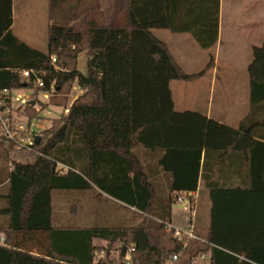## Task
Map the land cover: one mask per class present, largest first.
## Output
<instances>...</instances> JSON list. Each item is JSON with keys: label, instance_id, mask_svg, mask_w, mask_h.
Returning <instances> with one entry per match:
<instances>
[{"label": "trees", "instance_id": "obj_1", "mask_svg": "<svg viewBox=\"0 0 264 264\" xmlns=\"http://www.w3.org/2000/svg\"><path fill=\"white\" fill-rule=\"evenodd\" d=\"M101 1L50 0L48 51L42 52L15 37L12 0H0V88L30 89L20 73L32 71L45 83L40 91L52 93L48 105L69 110L33 147L32 163L13 161L0 136V157L13 164L0 193V264H125L124 249L131 246L133 264H167L175 255V264L202 256L210 264H264V43L253 48L248 69L251 114L234 129L199 112L175 110L171 82L199 80L215 58L189 75L154 33H188L201 48L213 49L221 0H104L105 9ZM82 53L86 75L78 71ZM75 85L82 94L70 106ZM26 110L35 114L31 106ZM139 147L163 151L159 166L171 176L164 206L197 193L201 178L207 183L212 212L206 243L185 247L157 217L161 205L135 155ZM234 153L249 164L247 189L210 181ZM95 186L133 210L138 224L55 227L53 194Z\"/></svg>", "mask_w": 264, "mask_h": 264}, {"label": "rangeland", "instance_id": "obj_2", "mask_svg": "<svg viewBox=\"0 0 264 264\" xmlns=\"http://www.w3.org/2000/svg\"><path fill=\"white\" fill-rule=\"evenodd\" d=\"M104 9L108 1H101ZM16 3V31H26L29 25L30 31L38 37V42L33 47L47 52L49 44L48 28V4L47 0H15ZM243 0H224L223 3V31L220 42L210 50H205L189 35H176L169 31H156V35L165 41L172 53L187 68L188 71L200 72L210 61L211 55L216 60V72L210 71L202 80L196 83L172 81L170 88L177 112L193 111L210 114L213 119H221L222 116H232L233 125H246V120L251 114V105L245 101L250 93V81L248 69L253 60V45L259 44L258 36L247 26L249 24L247 15L242 12ZM240 21L242 23H240ZM247 21V25L245 24ZM241 24V26H240ZM246 25V26H245ZM87 54L79 56V70L87 73ZM75 92V93H74ZM78 94L77 85L74 87L73 96ZM19 95H32L30 90H18L13 93L14 99ZM38 96V95H37ZM39 97V98H38ZM36 105L31 106L33 111L24 107L15 109L16 121L23 124L28 122V115L31 120V131L41 134L50 129L54 121L65 118L64 108L49 106V98L45 93L40 92ZM51 98V97H50ZM71 103V102H70ZM18 106L19 103H14ZM25 109V112H23ZM14 110V111H15ZM31 115V116H30ZM246 115V116H245ZM245 116V117H244ZM264 118L260 115V118ZM37 119V120H35ZM13 161L20 163H32L35 159V151H16L12 149ZM135 155L140 159L144 171L149 177L157 195L156 203L161 205L157 217L171 225L175 229H184L190 223H194L196 233L201 239H205L208 233L210 216V198L207 191H200L194 202L186 194L180 195V200L175 197V203L171 206L164 204L170 199L171 176L166 174L159 166L163 151L155 153L144 147H139ZM14 163V162H13ZM229 166V165H227ZM13 164H9L0 157V193L4 191ZM233 167V166H232ZM248 165H244L241 174H248ZM80 169V165L77 166ZM217 175L223 173V168L217 166ZM212 175V174H211ZM220 177L213 181L220 183ZM212 179V177L210 178ZM221 184V183H220ZM222 186V185H221ZM209 191V190H208ZM183 197V199H182ZM182 199V200H181ZM196 200V201H195ZM177 206V208L175 207ZM53 224L55 227L68 228H130L136 226L133 210L124 207L120 202L100 191L96 186L86 191H57L53 194ZM95 244L105 245L106 243L95 241ZM194 245H201V241L193 242ZM192 248L182 256L184 263L189 262ZM197 264H210L209 260L198 261Z\"/></svg>", "mask_w": 264, "mask_h": 264}, {"label": "built area", "instance_id": "obj_3", "mask_svg": "<svg viewBox=\"0 0 264 264\" xmlns=\"http://www.w3.org/2000/svg\"><path fill=\"white\" fill-rule=\"evenodd\" d=\"M52 63L55 65L57 63V58H52ZM20 77L23 82L32 84L30 90L32 95H19L15 99L13 97V93L18 90H9V89H1L0 88V136L2 137L6 148L12 149L15 147L16 151L21 150H28L29 152H34L33 147L37 144L36 140L37 137L40 136L42 138V133L37 134L31 131V120L28 115H24L27 117L28 122L23 124L21 122L16 121L13 112H16L15 109L24 107L25 109L28 106H35L36 105V98L39 96L41 92L40 89L44 88L45 83L42 78L38 77L35 72L32 71H22L20 73ZM32 77L35 78L32 81ZM24 90V89H23ZM44 93V92H42ZM46 97L49 98L52 96V93L46 92ZM38 95V96H37ZM36 97V98H35ZM39 98V97H38ZM19 103L18 106H15L14 103ZM34 103V105H32ZM25 109L23 112H25ZM15 110V111H14ZM69 110H64V114H68ZM37 120V119H35ZM45 132V131H44ZM43 132V133H44ZM186 205H190L189 202ZM168 232H173L174 236L178 238L180 241L184 242L185 247L190 242L201 241L202 243H206V240L201 239L196 233V227L194 223H190L186 226V228L180 230L175 229L171 225L167 227ZM0 244H5V238L0 237ZM136 252V247L131 246L127 248L124 252V260L125 264H133V256ZM105 258V251H101L99 253V259L103 260ZM210 259L209 256H202L201 258L197 259L194 264H197L198 261H204L205 259ZM180 260L179 255H175L167 264H175Z\"/></svg>", "mask_w": 264, "mask_h": 264}, {"label": "crops", "instance_id": "obj_4", "mask_svg": "<svg viewBox=\"0 0 264 264\" xmlns=\"http://www.w3.org/2000/svg\"><path fill=\"white\" fill-rule=\"evenodd\" d=\"M42 1H44V0H42ZM223 3H224V0H221V5H220L219 42H220V39H221V36H222V31H223V22H222ZM12 4H13V24H12V27H11V31L15 35V37H17L20 41H22V42L28 44L29 46L33 47V45H30L28 42H30L32 44L33 42H38L39 39H38V37L35 36L34 29L32 30V32L30 31L29 25L27 26L26 31H20L19 32V31H16L15 30V28L17 26V21H16V3H15V0H12ZM47 4H48V8H49V10H48V16L47 17H48V22H50L49 21L50 20L49 19L50 0H47ZM242 12H244V15L245 16L247 15V17H248L249 24L248 25L246 24L247 21H245V24L249 27V29L252 31V33H255V35L258 36L257 38H258V40L260 42L257 45H253L252 48L261 46L264 43V0H243ZM240 23H242V22L240 21ZM240 26H241V24H240ZM156 31H168V30H156ZM156 31H154L155 35H156ZM169 32H171V31H169ZM48 33H49V28H48ZM171 33H173V32H171ZM173 34H176V35H185V36L186 35H189V36H191L194 39V37L191 34H188V33H173ZM163 42H165V41H163ZM33 48H36V47H33ZM170 51H171V49H170ZM211 56H214V55H211ZM174 57H175V55H174ZM175 59L180 64V66L183 68V70L187 74H189V75L199 74L202 71H204V69L207 67L206 66L202 71L195 73V72H192V71H188L187 68L184 67V65H182V63H180V61L177 59V57H175ZM87 62H88V60H87ZM78 71L81 74H83V75H86L87 74V73H83V72H81L79 70V59H78ZM211 71L216 72V60H215V63H214V68ZM206 75H204L203 77H201L199 80H197L195 82H186V83H196V82L202 80ZM77 89H78V94L75 97L73 96V94L71 96L70 106L82 94L80 88H77ZM245 101H247V103L250 105V93H248V96L245 98ZM206 116L208 118L213 119L210 114H207ZM214 120H216V121H218V122H220L222 124L228 125V126L234 128V129H238L240 127L239 125H233V124H231V122H232V116L230 117V119L229 118L227 119L224 116H222L221 119H214ZM17 162H19V161H17ZM219 162H220V160L218 161V163ZM222 163L223 164H220L221 169L223 168V173H221V177L220 176L215 177L213 175H210L212 177V179H210V181L213 182L214 178L220 177V179H221L220 180V183H221L220 185H224V183H227L226 186H229V187H232V188L247 189L248 188V185H249L248 184V182H249V175L248 174L246 175V174H243V173L241 174L240 172L243 171L242 168H243L244 165H248L249 166V164L246 161L243 160L242 154H240V153H234L233 156H231V158H229V157L226 158L225 160H223ZM227 165H229V166H227ZM248 169H249V167H248ZM206 184L207 183L201 178L200 179V182H199L198 192L197 193L188 194L187 196L189 198L191 196L193 198H195V197H197L198 193L200 191H203V190L204 191L206 190L207 193L209 194L210 205H211V208H210V216H209V225H208V232H209L210 225H211L212 202H211V197H210V191H208V189L206 187ZM182 199H183V197H182ZM175 207L177 208V206H175ZM1 221L2 220H0V223H1ZM0 237H3V236L0 235ZM206 260H209L210 261V259H208V258L205 259L204 261H206Z\"/></svg>", "mask_w": 264, "mask_h": 264}, {"label": "water", "instance_id": "obj_5", "mask_svg": "<svg viewBox=\"0 0 264 264\" xmlns=\"http://www.w3.org/2000/svg\"><path fill=\"white\" fill-rule=\"evenodd\" d=\"M32 105H34V103H32ZM40 141H41V137L40 136H38L37 137V140H36V142H37V144H39L40 143ZM111 247H109V249H110ZM126 249H124V251H125Z\"/></svg>", "mask_w": 264, "mask_h": 264}]
</instances>
